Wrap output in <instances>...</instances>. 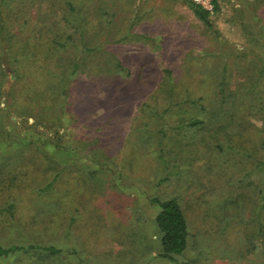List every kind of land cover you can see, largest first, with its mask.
I'll use <instances>...</instances> for the list:
<instances>
[{
  "label": "rangeland",
  "instance_id": "rangeland-1",
  "mask_svg": "<svg viewBox=\"0 0 264 264\" xmlns=\"http://www.w3.org/2000/svg\"><path fill=\"white\" fill-rule=\"evenodd\" d=\"M218 2L0 0V247L76 253L0 264H174L172 197L178 264H264V0Z\"/></svg>",
  "mask_w": 264,
  "mask_h": 264
},
{
  "label": "trees",
  "instance_id": "trees-1",
  "mask_svg": "<svg viewBox=\"0 0 264 264\" xmlns=\"http://www.w3.org/2000/svg\"><path fill=\"white\" fill-rule=\"evenodd\" d=\"M193 6L195 15L201 19H205L206 13ZM71 8V7H70ZM4 30L3 24L0 23V33ZM76 61V60H75ZM76 62H74V68L71 70V74H74L76 71ZM201 119H191L188 123L189 126H196L202 124ZM262 146L264 147V139L262 141ZM256 170L263 172L264 171V161H256L254 166ZM55 181V177L52 182ZM263 199H264V189L262 190ZM152 204H155L157 207V212L154 218L155 224L160 233V253L159 256L178 264L175 260L176 255H181L184 250L187 248L188 244V222L187 218L177 202L176 198H168L160 200L158 198L150 199ZM36 252L43 254L48 257H58L61 258L65 255L76 257L75 251L63 250L56 245L40 246L35 244H30L27 246L13 245L7 248L0 247V255L9 256L14 253H29Z\"/></svg>",
  "mask_w": 264,
  "mask_h": 264
},
{
  "label": "built area",
  "instance_id": "built-area-1",
  "mask_svg": "<svg viewBox=\"0 0 264 264\" xmlns=\"http://www.w3.org/2000/svg\"><path fill=\"white\" fill-rule=\"evenodd\" d=\"M191 2L194 6L202 10L207 14H213L215 12V2L214 0H187Z\"/></svg>",
  "mask_w": 264,
  "mask_h": 264
},
{
  "label": "crops",
  "instance_id": "crops-1",
  "mask_svg": "<svg viewBox=\"0 0 264 264\" xmlns=\"http://www.w3.org/2000/svg\"><path fill=\"white\" fill-rule=\"evenodd\" d=\"M219 0H214V2H215V10H217V8L220 6L219 4H220V2H218Z\"/></svg>",
  "mask_w": 264,
  "mask_h": 264
}]
</instances>
